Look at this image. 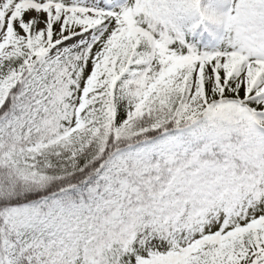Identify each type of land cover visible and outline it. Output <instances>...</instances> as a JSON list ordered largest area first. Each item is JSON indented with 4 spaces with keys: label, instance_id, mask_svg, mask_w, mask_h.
I'll list each match as a JSON object with an SVG mask.
<instances>
[{
    "label": "snow or ice",
    "instance_id": "1",
    "mask_svg": "<svg viewBox=\"0 0 264 264\" xmlns=\"http://www.w3.org/2000/svg\"><path fill=\"white\" fill-rule=\"evenodd\" d=\"M0 264H264V0H0Z\"/></svg>",
    "mask_w": 264,
    "mask_h": 264
}]
</instances>
